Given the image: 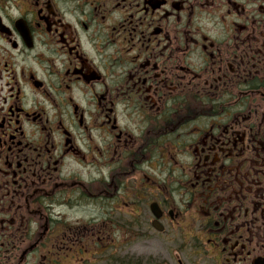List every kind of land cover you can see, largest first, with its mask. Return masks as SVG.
Returning a JSON list of instances; mask_svg holds the SVG:
<instances>
[{
  "label": "flooded vegetation",
  "instance_id": "af4514ba",
  "mask_svg": "<svg viewBox=\"0 0 264 264\" xmlns=\"http://www.w3.org/2000/svg\"><path fill=\"white\" fill-rule=\"evenodd\" d=\"M0 264H264V0H0Z\"/></svg>",
  "mask_w": 264,
  "mask_h": 264
}]
</instances>
